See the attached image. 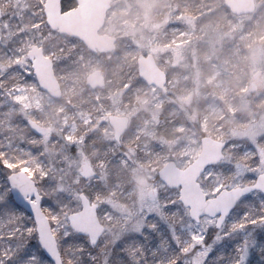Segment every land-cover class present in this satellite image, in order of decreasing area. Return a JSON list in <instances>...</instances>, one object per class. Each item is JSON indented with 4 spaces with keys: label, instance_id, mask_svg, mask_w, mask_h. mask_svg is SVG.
<instances>
[{
    "label": "rangeland",
    "instance_id": "1",
    "mask_svg": "<svg viewBox=\"0 0 264 264\" xmlns=\"http://www.w3.org/2000/svg\"><path fill=\"white\" fill-rule=\"evenodd\" d=\"M206 1L216 19L198 26L175 0H113L99 33L115 37L116 47L100 55L50 30L44 0H0V20L7 21L6 28L0 25V70L31 65L26 52L35 44L52 60L61 90L55 100L34 79L22 82L12 102L0 105V160L6 157L14 170L24 171L42 194L77 180L94 185L97 199L112 205L119 223L120 216L138 213L148 191L156 192L160 167L173 161L183 169L196 158L203 135L226 143L224 160L243 163L233 146H254L264 154V27H247L260 22L264 0L243 17L228 15L223 0ZM209 30V38L227 34L233 40L227 52L200 49ZM148 53L166 73L165 92L138 77L137 56ZM93 70L105 78L102 89L90 90L85 82ZM251 81L256 91L250 90ZM111 114L129 120L120 144L108 124ZM28 120L47 127L50 136L35 137ZM83 161L95 172L88 180L79 175ZM42 166L55 183L47 193L38 187ZM99 221L107 228L102 217Z\"/></svg>",
    "mask_w": 264,
    "mask_h": 264
},
{
    "label": "snow or ice",
    "instance_id": "2",
    "mask_svg": "<svg viewBox=\"0 0 264 264\" xmlns=\"http://www.w3.org/2000/svg\"><path fill=\"white\" fill-rule=\"evenodd\" d=\"M7 27V21L0 20ZM3 30V29H0ZM31 65L0 70V105L12 102ZM3 145H0L2 147ZM238 159L206 165L195 185L161 181L133 217L114 219L112 205L80 180L54 194L0 160V264H264V154L233 146ZM43 169L39 188H54ZM198 185V186H197ZM87 205L107 222L96 229ZM136 227L129 231L130 225ZM108 229H111L109 231Z\"/></svg>",
    "mask_w": 264,
    "mask_h": 264
},
{
    "label": "water",
    "instance_id": "3",
    "mask_svg": "<svg viewBox=\"0 0 264 264\" xmlns=\"http://www.w3.org/2000/svg\"><path fill=\"white\" fill-rule=\"evenodd\" d=\"M61 1H44L45 23L50 30L79 40L93 54H109L114 51L116 39L107 34H99L104 25L106 14L111 8L112 0H75L76 7L66 12H61ZM223 5L237 17L247 16L253 13L256 8L255 0H223ZM26 56L34 70L39 89L52 98L59 99L61 91L53 73L52 60L46 57L42 47L37 45H33L27 51ZM136 64L138 77L146 85L164 89L165 73L157 66L151 54H139ZM85 82L91 90L102 88L105 85V79L100 70H94L87 74ZM254 89L255 84L252 83L251 90ZM108 123L113 130L114 141L119 143L121 136L127 130L128 118L110 115ZM26 125L38 137H46L50 133L46 127L39 125L34 120L28 121ZM224 149L225 142L204 136L200 139V151L191 163L180 169L173 161H169L158 169L157 177L169 185L178 183L195 185L197 176L206 165L224 159ZM17 175L32 184L33 191L38 190L33 180L24 171H18L12 175L11 182L14 187H18L16 184ZM79 175L83 180H88L95 176V172L87 161H83L80 165ZM149 193L153 194V191L150 190ZM84 203L86 210L82 215L92 221V226L99 229L103 225L95 219V213L87 205L86 199Z\"/></svg>",
    "mask_w": 264,
    "mask_h": 264
},
{
    "label": "trees",
    "instance_id": "4",
    "mask_svg": "<svg viewBox=\"0 0 264 264\" xmlns=\"http://www.w3.org/2000/svg\"><path fill=\"white\" fill-rule=\"evenodd\" d=\"M176 2H179V6L182 8V5L185 6L184 10H182V13L185 14L187 17L198 19L196 23H198V26L203 25L204 23L212 22L215 18L216 11L213 10L206 0H195V3L193 0H175ZM256 2H259L256 0ZM225 9V7L223 6ZM212 10V11H211ZM226 10V9H225ZM262 14L260 22L256 23H250L247 27H251L253 31H256L258 27L263 28L264 27V7H261ZM227 11V10H226ZM256 11V10H255ZM228 13V11H227ZM228 15L232 16L230 13ZM251 15V14H250ZM198 16V18H196ZM249 16V15H248ZM234 17V16H232ZM260 24V25H258ZM212 35L210 30L208 31V35L203 37V43L200 44V49L202 47H206L208 50L212 49L214 54L216 55H222L223 53L227 52V49L230 48V45L233 43V40L229 39V36L227 34H224V36H220L218 38H209V36ZM207 37V38H206ZM249 42L245 43V50H248ZM185 49H192V47L184 48ZM211 52V53H213ZM190 55V54H188ZM180 58H175V61H178ZM239 71V70H238ZM248 77L244 79V83L247 81ZM12 149V147L10 148ZM11 151V150H10ZM8 152V151H7Z\"/></svg>",
    "mask_w": 264,
    "mask_h": 264
},
{
    "label": "flooded vegetation",
    "instance_id": "5",
    "mask_svg": "<svg viewBox=\"0 0 264 264\" xmlns=\"http://www.w3.org/2000/svg\"><path fill=\"white\" fill-rule=\"evenodd\" d=\"M45 1V0H44ZM113 1V0H112ZM43 7H44V5H43ZM76 7V3H75V0H62L61 1V12H66V11H69V10H71V9H73V8H75ZM0 12H1V9H0ZM106 16H107V14H106ZM105 20H106V17H105ZM104 24H105V22H104ZM29 50V49H28ZM27 50V51H28ZM100 55H103V54H100ZM143 55H146V54H143ZM154 57V56H153ZM175 58H177V57H175ZM100 72H101V70H100ZM164 72V71H163ZM165 73V72H164ZM102 74V73H101ZM103 75V74H102ZM165 76H166V73H165ZM104 77V76H103ZM105 79V78H104ZM167 83V76H166V82H165V84ZM252 83H254L255 84V89L254 90H251V84ZM165 84H164V89L163 90H161L160 89V91L161 92H165ZM256 89H257V85H256V83L255 82H250V90L251 91H256ZM111 115H115V114H111ZM110 116V115H109ZM108 116V117H109ZM118 116V115H117ZM108 119V118H107ZM129 121V120H128ZM109 124V123H108ZM110 126V125H109ZM111 127V126H110ZM127 131V130H126ZM125 131V132H126ZM112 132H113V130H112ZM124 132V133H125ZM203 136H207V135H203ZM203 136H201V137H203ZM210 137V136H209ZM212 138V137H211ZM201 139V138H200ZM120 141H121V139H120ZM117 144H120V142L119 143H117ZM153 193H154V191H153Z\"/></svg>",
    "mask_w": 264,
    "mask_h": 264
}]
</instances>
